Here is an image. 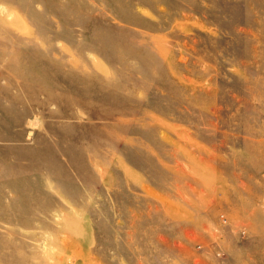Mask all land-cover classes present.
Listing matches in <instances>:
<instances>
[{
    "label": "rangeland",
    "instance_id": "374dc122",
    "mask_svg": "<svg viewBox=\"0 0 264 264\" xmlns=\"http://www.w3.org/2000/svg\"><path fill=\"white\" fill-rule=\"evenodd\" d=\"M0 264H264V0H0Z\"/></svg>",
    "mask_w": 264,
    "mask_h": 264
}]
</instances>
